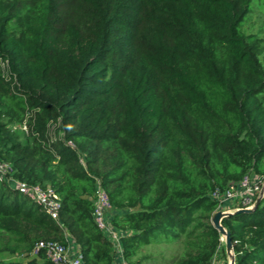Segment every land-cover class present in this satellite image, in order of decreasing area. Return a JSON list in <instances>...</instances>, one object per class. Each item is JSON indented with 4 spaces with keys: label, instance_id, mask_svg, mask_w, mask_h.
<instances>
[{
    "label": "trees",
    "instance_id": "trees-1",
    "mask_svg": "<svg viewBox=\"0 0 264 264\" xmlns=\"http://www.w3.org/2000/svg\"><path fill=\"white\" fill-rule=\"evenodd\" d=\"M252 1L0 0V159L61 201L54 218L0 177V264H57L34 249L70 238L85 264H114L98 185L127 264H211V193L264 175ZM222 223L235 264H264V196Z\"/></svg>",
    "mask_w": 264,
    "mask_h": 264
},
{
    "label": "built area",
    "instance_id": "built-area-1",
    "mask_svg": "<svg viewBox=\"0 0 264 264\" xmlns=\"http://www.w3.org/2000/svg\"><path fill=\"white\" fill-rule=\"evenodd\" d=\"M2 65L6 66V62L3 61ZM69 144L74 146L72 142ZM13 171L10 163L0 159V177L13 183L15 188L30 197L35 203L42 205L52 217L58 218L61 201L55 190L51 187L43 188L41 185L16 179L13 177ZM211 196L217 201L216 211L233 213L241 208H252L258 198L264 196V175L249 172L240 181L231 184L226 189L217 188L211 193ZM111 210L112 206L106 191L101 185H98L95 199V220L114 245V264H127L123 256L121 240L123 232L112 222ZM220 240V245L213 255L211 264H226L221 258L222 249L226 244L225 236L221 235ZM41 248L45 249L48 256L57 264H85L82 252L71 238L67 243L53 239L40 241L34 251L38 252ZM232 253L234 254L233 250ZM228 256L231 261L229 254Z\"/></svg>",
    "mask_w": 264,
    "mask_h": 264
},
{
    "label": "rangeland",
    "instance_id": "rangeland-1",
    "mask_svg": "<svg viewBox=\"0 0 264 264\" xmlns=\"http://www.w3.org/2000/svg\"><path fill=\"white\" fill-rule=\"evenodd\" d=\"M242 30L246 34H254L260 38L262 49L259 58L264 67V0L252 1L251 9L242 23ZM261 98L264 102V91L261 93ZM11 127L21 136L28 134L27 125L24 123H11ZM52 132L55 133L54 130H52ZM223 256L226 255L223 253ZM223 256H221L222 260L224 263L228 264L230 262L229 257L223 259Z\"/></svg>",
    "mask_w": 264,
    "mask_h": 264
},
{
    "label": "water",
    "instance_id": "water-1",
    "mask_svg": "<svg viewBox=\"0 0 264 264\" xmlns=\"http://www.w3.org/2000/svg\"><path fill=\"white\" fill-rule=\"evenodd\" d=\"M261 200L262 198H258L256 204L254 207L252 208H241V209H238L236 210L235 212L233 213H239V212H252L254 211L261 203ZM231 212H223L221 210H218L216 211L211 220H212V223L213 225L220 231L221 235H224L225 238H226V244H225V248H226V251L227 253L230 255V258H231V261H230V264H235V255L232 253V250H233V243H232V240H231V233H230V230L227 229L223 223H222V219L226 216H229L231 214H233Z\"/></svg>",
    "mask_w": 264,
    "mask_h": 264
},
{
    "label": "crops",
    "instance_id": "crops-1",
    "mask_svg": "<svg viewBox=\"0 0 264 264\" xmlns=\"http://www.w3.org/2000/svg\"><path fill=\"white\" fill-rule=\"evenodd\" d=\"M226 253H227V251H226ZM222 256H223V253H222ZM225 257H229V256H228V253H227L226 256H223V259H225Z\"/></svg>",
    "mask_w": 264,
    "mask_h": 264
}]
</instances>
